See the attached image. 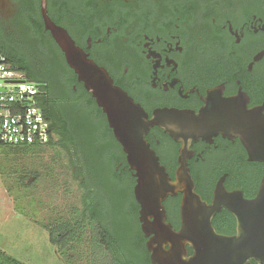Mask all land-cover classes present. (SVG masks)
I'll return each mask as SVG.
<instances>
[{"label":"flooded vegetation","instance_id":"af4514ba","mask_svg":"<svg viewBox=\"0 0 264 264\" xmlns=\"http://www.w3.org/2000/svg\"><path fill=\"white\" fill-rule=\"evenodd\" d=\"M42 1L50 23L132 102L127 113L150 121L166 111L264 113V0H0V48L39 88L37 103L53 130L39 149H54L68 167L64 181L79 191L53 219L57 253L74 264H152L156 244L143 231L135 192L139 166L46 29ZM143 138L172 182L184 163L203 202L212 203L217 186L256 196L262 164L249 160L239 138L176 141L156 125ZM183 198L177 192L161 203L175 231ZM211 221L217 233L235 234L225 208Z\"/></svg>","mask_w":264,"mask_h":264},{"label":"water","instance_id":"95a60500","mask_svg":"<svg viewBox=\"0 0 264 264\" xmlns=\"http://www.w3.org/2000/svg\"><path fill=\"white\" fill-rule=\"evenodd\" d=\"M42 15L46 29L65 52L69 66L84 83L97 105L108 117L117 140L125 145L130 163L139 168L137 197L142 195L141 222L146 235L152 234L156 247L152 250V264H264V113H186L166 111L154 113L147 121L142 113H127L135 106L126 95L114 87L104 69L98 67L74 48L69 37L55 28L46 16L42 1ZM261 110V109H260ZM126 111V112H125ZM258 112V113H256ZM163 128L176 141H197L221 134L229 139L239 138L249 160L262 164V177L253 199H244L235 192L217 186L211 204L203 202L194 191L193 182L184 168L176 181L166 175L157 157L144 145V134L150 126ZM134 146H126L129 142ZM177 192L184 194L183 223L175 231L165 222L162 201ZM225 208L236 219L233 236L219 234L212 226V217ZM153 217L151 225L147 221ZM166 246H169L166 249ZM187 246L193 255L187 256Z\"/></svg>","mask_w":264,"mask_h":264},{"label":"rangeland","instance_id":"374dc122","mask_svg":"<svg viewBox=\"0 0 264 264\" xmlns=\"http://www.w3.org/2000/svg\"><path fill=\"white\" fill-rule=\"evenodd\" d=\"M33 150L0 152V264H74L60 258L50 234L58 209L79 191L64 181L68 167L55 159L54 149Z\"/></svg>","mask_w":264,"mask_h":264},{"label":"built area","instance_id":"2783aa9c","mask_svg":"<svg viewBox=\"0 0 264 264\" xmlns=\"http://www.w3.org/2000/svg\"><path fill=\"white\" fill-rule=\"evenodd\" d=\"M40 91L0 52V148H42L51 140L49 121L37 103Z\"/></svg>","mask_w":264,"mask_h":264},{"label":"trees","instance_id":"16d2710c","mask_svg":"<svg viewBox=\"0 0 264 264\" xmlns=\"http://www.w3.org/2000/svg\"><path fill=\"white\" fill-rule=\"evenodd\" d=\"M0 52L3 54V56L6 58V54L1 50L0 48ZM7 59V58H6ZM8 60V59H7ZM9 61V60H8ZM9 63L11 64V66L15 69H18L20 70L21 72H23V69H20L18 68L15 64H13L12 62L9 61ZM46 119L49 121L50 123V119L47 117V115L44 113ZM50 131H51V134H52V129H51V126H50ZM39 149L38 147H31V146H23V147H4V148H0V152H3V153H8V154H12V153H25V152H29V151H33V149ZM52 241V240H51ZM53 243V241H52ZM10 264H18L14 261H12L11 259H8Z\"/></svg>","mask_w":264,"mask_h":264}]
</instances>
